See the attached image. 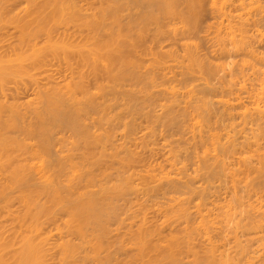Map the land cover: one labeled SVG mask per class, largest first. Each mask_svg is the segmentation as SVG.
<instances>
[{"label": "bare ground", "instance_id": "bare-ground-1", "mask_svg": "<svg viewBox=\"0 0 264 264\" xmlns=\"http://www.w3.org/2000/svg\"><path fill=\"white\" fill-rule=\"evenodd\" d=\"M182 1L184 11L181 5L176 6L179 0H0V45L12 35L5 41L7 44L0 46V264L262 263L259 257L264 252V51L258 52L254 43L264 39L262 25L260 29V24H264V0L209 1V10L217 12L216 17L221 16L216 23L220 26L214 25L215 29L219 33L221 27L226 28L229 34L226 40L224 32L227 44L219 43L223 36L213 42V46L217 44L216 49L212 47L215 54L227 55L232 50L247 54V59L241 57L244 59L239 64H229L233 67L222 65L227 70L224 68L226 72L221 74L220 64L215 69L198 58L200 55L196 56L197 40H193L194 45L190 40L191 34H197L199 21L206 12L205 0ZM171 5L182 11H174ZM129 7L133 14H121ZM161 10L168 11L166 17ZM70 25L75 27L76 36L81 34L80 42L76 41L79 37L61 33ZM6 28L13 30H9L11 35ZM165 32L173 42L180 41L181 53L160 46V38L168 40ZM258 34L261 37L257 40ZM146 36L154 46L159 42L157 47L163 50L154 51L149 43L152 47L147 46L146 52L150 51L148 55L152 57L145 56L149 65L141 70L139 48L146 46ZM50 60L59 62L64 66L57 64L59 68L68 74L59 85L44 73ZM169 61H173L170 67H177L178 71L168 70ZM193 78L199 83L185 81L179 86L180 81ZM210 78L217 81L213 83ZM89 79H97L93 88L87 86ZM127 79L130 91L126 87V93L123 91L122 98H118L115 91L122 89L120 82ZM105 80L108 84L103 83ZM21 82L34 85L32 96L22 101L25 109L18 106V101L17 104L15 100L3 99L8 84L20 89ZM196 84L220 94L210 102ZM156 85L159 88L155 89ZM151 87L162 94V100L152 93ZM135 94L137 97H133ZM212 102L220 109L213 107ZM156 103L163 113L155 114L153 108L145 110L147 113L141 110L140 106ZM181 103L185 108L193 104L188 107L193 109L192 117L189 116L191 133L185 125L191 134L189 139L185 138L187 129H182L184 123L179 120L189 112L183 108L179 117L173 111L183 107ZM111 105L116 107L115 111ZM143 114L153 124L146 125L147 130L142 128L145 131L137 136L135 118L144 117ZM215 115L219 120H239L224 125L218 120L223 126L220 128ZM212 116L215 122H211L220 131L214 126L207 128L213 124ZM91 117L100 122L97 133L82 126ZM163 123L169 127L161 138L162 149L166 147L165 154L162 152L166 155L165 163L158 161L152 166L148 162L146 166L141 157L137 158L141 156L140 148L148 152L156 147L150 148L155 144L150 141L157 136L156 125ZM62 127L70 129L67 138L60 133ZM115 128L118 132L122 129L117 145L110 141ZM180 130L184 133L178 135ZM55 143L63 146V155L50 164L49 151ZM75 149L79 158L74 155ZM188 157L196 159L191 172L186 173ZM110 162L117 167H108ZM135 163L144 167L134 168ZM131 194L138 198L134 203V199L127 197ZM148 209L158 214V221H150ZM110 220L116 224L112 229ZM114 229L121 233L112 237ZM220 230L225 231L223 237ZM197 234L204 239V246L197 245ZM252 241L257 244L255 249L249 247Z\"/></svg>", "mask_w": 264, "mask_h": 264}, {"label": "rangeland", "instance_id": "rangeland-1", "mask_svg": "<svg viewBox=\"0 0 264 264\" xmlns=\"http://www.w3.org/2000/svg\"><path fill=\"white\" fill-rule=\"evenodd\" d=\"M180 1H182V0H179V5H176V6L179 7V6L181 5L180 7L183 9V8H184V4L182 5V2H183V1H182V2H180ZM209 1H210V0H205V1H204V2L206 3V4H205L206 6H204V8L206 7V12H205V9H204L205 14H204V13H203V14H204L205 16H204V15H203V16L201 15L204 19L201 18V21H199V22L202 23V25H201V23H199L200 26L198 27V30L196 31L197 34H194V33L191 34L192 36L190 35V36H191V37H190V38H191L190 40L192 41V44H193V40H194V42H196L195 40H197L198 48H196V52H197L198 54H197L196 56H199V55H200V57H198V58H200V59L203 58V59L206 61V65H208V66H209V64H210V66H211V65H212V66L214 65L213 68H214L216 65L218 66V64H220L221 66L219 65L220 67L218 66V68H221V67H222V70L220 69V71H219V69H218V74H221V71H224V70L226 69V68H225L226 64H228V65L231 64V65H232V64H233L232 62H234V63L237 62V63L239 64V63H240V62H239L240 59H244V58L247 59V54H246L245 52H243V50H242V51L239 50L241 53L238 51V54H237V51H236V52H233V50H232V52H231L232 54H231V53H230V54H227V55H224V54H223L222 56H221V55L217 56L218 54H217V55L215 54V52H214V48L216 49L215 46H217V44H216L217 42L214 43V44H216V45H214V46H213V42L217 41L219 38L222 39V36H223V40H221V41L219 40V43H221V42H223V43L226 42V43H224V44H227L228 41H225V40H224V37H225V34H226V33H224V32H227V31H226V28L223 29V28L221 27L220 29H221V30L223 29V31L220 30V32L218 33V31H217L218 29H215L216 26H217L218 28H219V26H220V25L218 26L216 23H219V22H220L221 16H220V18H219V17H216L217 12L213 13V11L211 12V10H209V6H210V5H209V4H210ZM220 1H221V0H219V1L217 0V2H220ZM217 2H216V4L218 5ZM81 3H82V5H83L84 2H81ZM171 4H172V2H171ZM203 4H204V3H203ZM219 4H220V3H219ZM161 5H162V4H161ZM161 5H160V6H161ZM217 5H216V6H217ZM83 6H86V3H84ZM126 6H127V5H126ZM128 6H129V5H128ZM128 6H127V7H128ZM165 6H166V5H165ZM176 6H175V7H176ZM163 7H164V5H163ZM171 7H172V5H171ZM178 7H177V9H178ZM218 7H219V5H218ZM16 8H18V6H17ZM129 8H130V9H129ZM129 8H126L127 11H126L125 8H124L121 14H124V15H127L128 13H129L130 15L133 14V13H134V10H133L131 7H129ZM158 8H159V7H158ZM161 8H162V7H161ZM165 8H166V7H165ZM167 8H168V7H167ZM167 8H166V9H167ZM172 8H174V7H172ZM163 9H164V8H163ZM166 9H165V10H166ZM177 9L174 8V11H175V10L178 11L180 8H179L178 10H177ZM182 9H180V10L182 11ZM210 9H212V8H210ZM165 10H163V11H165ZM167 10H168V9H167ZM85 11H86V12L88 11L86 14L89 13V10H85ZM85 11H84V10H81V12H85ZM159 11H160V10H159ZM163 11L161 10V13H162ZM172 11H173V9H172ZM174 11H173V12H174ZM183 11H184V9H183ZM263 11H264V10H263ZM81 12H80L79 14H81ZM124 12H125L126 14H125ZM167 12H168V11H167ZM167 12H165V13H167ZM173 12H171V15H172ZM159 13H160V12H159ZM163 13H164V12H163ZM165 13H164V14H161V15H165ZM174 13H175V12H174ZM129 14H128V15H129ZM81 15H82V14H81ZM169 16H170V15H169ZM172 16H174V15H172ZM217 16H218V15H217ZM165 17H166V15H165ZM167 17H168V16H167ZM123 18H124V16H123ZM169 18H171V17H169ZM125 19H126V18H125ZM167 19H168V18H167ZM171 20H172V19H171ZM212 21H213V22H212ZM211 22H212V23L215 22V23L212 25ZM223 22H224V21H223ZM225 22H226V21H225ZM225 22H224V23H225ZM224 23H223V25H224ZM207 24L212 25V27L209 26L210 28H208V27H207ZM214 25H216V26H214ZM261 25H262V27H263V28H262V33H263V32H264V31H263V30H264V24H260V29H261ZM240 26H241V25H240ZM200 27H201V28H200ZM206 27H207V28H206ZM217 27H216V28H217ZM250 27H251V26H250ZM250 27H249V28H250ZM8 28H9V27H8ZM8 28H6V29L8 30L7 32L10 34V31H11L12 29H11V28L8 29ZM74 28H75V27H73V26H71V25L68 26V27H64L63 30H61V33L69 34V35H71L73 38L81 36V34H79V33H78L79 36H78V34H77V36L75 35L76 32H74V31H76V29H74ZM162 28H164V27H162ZM6 29H5V30H6ZM165 29H166V28H165ZM165 29H163V30H165ZM250 29H253V28H250ZM9 30H10V31H9ZM163 30H162V31H163ZM199 30H200V31H199ZM214 30H215V31H214ZM227 30H228V29H227ZM12 31H13V30H12ZM62 31H63V32H62ZM166 31H167V30H166ZM213 31H214L215 33H214ZM216 31H217L218 35H217ZM250 31H251L252 33L255 32L254 29H253V30H250ZM7 32H5V34H6ZM77 32H78V30H77ZM149 32H150V31H149ZM57 33H59V31H58ZM73 33H74V34H73ZM165 33H166V32H165ZM165 33H164V35H165V36H168V40H167V38H164V37L160 38V41H159V42L161 43L160 46H163V47H165L166 49H168L167 47H171V48L169 49V52H170L173 48H175V49H176V52L178 51L179 53H181L182 51L180 50V49H181V48H180V45H178V43H180V41H179V42L176 41V43L173 42L172 38H171L167 33H166V34H165ZM236 33H238V32H236ZM148 34H149V33H148ZM150 34H151V33H150ZM150 34H149V36H150ZM249 34H250V33H249ZM253 34H255V33H253ZM10 35H11V34H10ZM214 35H216L217 39H216V37L213 38ZM74 36H75V37H74ZM228 36H229V34H228V32H227L225 39H226ZM259 36L261 37V35H259V34H258V36H255V39H256L257 37L259 38ZM10 37H12V35H11ZM10 37H8L7 39L5 38V41L8 40ZM40 37H41V38H39V39L42 40V36H40ZM146 37L148 38V41H147V38H145V42L147 41L146 43H144V44H146V46H143V47H145V49H144L143 47H141V48L144 49V50H142L141 48H139V53H140L139 56H140V58H141V62L143 61V62H144V65H145V66H142V65H143V62H142V63L139 62V63L141 64V67H142L141 70H142L144 67H146V66L149 65V63H147V62H149V60H147L146 57H149L148 53H149L150 51H149V52H148V51L146 52V49H147L146 47H147V46H150L151 44L153 45V43H151L149 37H148V36H146ZM192 37H193L194 39H193ZM80 38H81V37L77 38L76 41H77V42H80ZM163 38H164L165 40H162ZM253 38H254V37H253ZM253 38H252V39H253ZM258 38H257V40H258ZM263 38H264V37H263ZM39 39H38V40H39ZM78 39H79V40H78ZM170 39H171L172 41H171ZM212 39H214V40L212 41ZM227 39H228V38H227ZM227 39H226V40H227ZM250 39H251V38H250ZM263 40H264V39H262V38H260L258 41L255 40L254 45L257 46V47H254V48H255L257 51H258V50H260V52H263V51H264V48H263V47H264V41H263ZM5 41H4V43L7 44L8 41H7V43H6ZM9 41L11 42L12 39L9 40ZM76 41H75V42H76ZM210 41H211V42H210ZM250 41H251V40H250ZM159 42L156 44V46L153 45L152 50L155 51V49L158 48L157 45L160 44ZM251 42H252V44H253V41H251ZM0 43H1V42H0ZM149 43H151V44L149 45ZM210 43H212V46H211ZM5 44H3V42H2L1 45H5ZM147 44H148V45H147ZM197 44H196V45H197ZM1 45H0V46H1ZM152 45H151L150 47H152ZM193 45H194V44H193ZM193 45L191 46V49H193V51H194L195 49L193 48ZM196 45H195V47H196ZM254 45H253V46H254ZM6 46H7V45H6ZM160 46H159V48H160L161 50H163V49H162L163 47H160ZM189 46H190V44H189ZM208 46H209V47H208ZM154 47H156V48H154ZM212 47H214V48H212ZM2 48H3V47H2ZM2 48H0V49L2 50ZM5 48H6V47H5ZM5 48H4V49H5ZM159 48H158V51L160 50ZM4 49H3V50H4ZM166 49H164V50H166ZM175 49H174V50H175ZM211 49H213V50H211ZM140 50H141V51H140ZM161 50H160V51H161ZM174 50H172V51L174 52ZM142 51H143V53H142ZM156 51H157V50H156ZM152 52H153V51H152ZM211 52H212L213 54H212ZM258 52H259V51H258ZM141 53H142V54H145V55H142ZM155 53H158V52H155ZM159 53H161V52H159ZM174 53H175V52H174ZM179 53H176V54H178V55L180 56L181 54H179ZM243 53H244V54H243ZM263 53H264V52H263ZM182 54H183V53H182ZM195 54H196V53H195ZM214 54H215V55H214ZM239 54H240V56H239ZM159 55H160V54H158V56H159ZM161 55H162V54H161ZM228 55H229V56H228ZM145 56H146V57H145ZM179 56H178V57H179ZM214 56H215V57H214ZM227 56H228V57H227ZM144 57H145V58H144ZM151 57H152V56H151ZM151 57H149L148 59H150ZM180 57H181V56H180ZM180 57H179V59H180ZM213 57H214V58H213ZM241 57H244V58H241ZM140 58L138 59L139 61H140ZM142 58H144L145 61L142 60ZM162 58H165L164 55H162ZM203 59H202V60H203ZM146 60H147V62H146ZM50 61H51V60H50ZM50 61H49L50 64H49V63H46V66H45V68H44V69H45V72H44V73L49 75V78H50V80H51L52 83H54V84H58V85H59V84H61L62 82H64V80H63L64 78H68V76H67L68 74L65 75V73H66V72H64L65 69L62 70V68H64V66L59 65V64H60L59 62H58L57 64H58L60 67H62V68H59V66H58L57 64L54 63V62H56V61H53V60H52L51 62H50ZM205 61H204V63H205ZM229 61H231V63H227V62H229ZM46 62H47V60H46ZM169 62H170V61H169ZM221 62H222V64H221ZM225 62H226V63H225ZM51 63H52L53 66L51 65ZM145 63H146V64H145ZM212 63H213V64H212ZM48 64H49V66H48ZM61 64H62V63H61ZM147 64H148V65H147ZM263 64H264V63H263ZM54 65H55V66H54ZM170 65H171V66L173 65V61L170 62V63L168 64V67H169L168 70L170 69L171 71H173V70L178 71V70H177V67H173V68H171ZM222 65H225V66L223 67ZM57 66H58V68H57ZM212 66H211V67H212ZM263 66H264V65H263ZM54 67H55V70H54ZM228 67H233V66H230V65H229ZM228 67H227V68H228ZM216 68H217V67H215V69H216ZM224 68H225V69H224ZM165 70L167 71V73H169L168 70H167V68H165ZM165 70H164V71H165ZM226 70H227V69H226ZM226 70H225V72H226ZM65 71H66V70H65ZM39 73H40V72H39ZM62 73H64V74H62ZM223 73H224V72H223ZM40 74H41V73H40ZM45 74H44V75H45ZM42 75H43V72H42ZM42 75H41V82L43 81L42 78H44V75H43V76H42ZM63 75H64V76H63ZM168 75H169V74H168ZM65 76H67V77H65ZM37 77H38V76H37ZM62 78H63V79H62ZM211 78H212V77H211ZM211 78H210V79H211ZM39 79H40V76H39ZM191 79H192V78H191ZM65 80H66V79H65ZM159 80H160V79H159ZM194 80H195V79L193 78V80H184V81H180V82H179V86L182 87V85L185 84V83H184L185 81H186V82L191 81V82H190L191 84H192L193 82H194V83H199V81H198L197 79H196L197 81H194ZM211 80L213 81V79H211ZM211 80H210V81H211ZM44 81H45V80H44ZM44 81H43V82H44ZM96 81H97V79H96V80H94V79H89V81L87 82V83H88L87 86L90 87V86L92 85L91 88H93V85H94V83H95ZM103 81H104V80H103ZM122 81H124V82H123L124 84L120 82V84L123 85V86L120 85V87H122L123 90L120 88V90H121V91H120V90H119V87H118V89L116 88L117 90L115 91V92H117L118 95H119L118 98H119V97L122 98V96H120V95H123L122 92H123L124 90H127L126 87H127V88L129 87V86L126 85L127 82H128V79H127V81H125V80H122ZM129 81H130V80H129ZM192 81H193V82H192ZM214 81L216 82L217 80H214ZM214 81H213V83H214ZM106 82H107V81L105 80V82H103V83H106ZM166 82H168V81H166ZM24 83H25V82H21V85H22V87H24V88H22V87H21L20 89L17 88L18 91H17V89H14V87H13V88L11 87V86H15V84H14V85H11L12 83H11V84H8V86H10L11 89H10V87H9V89H8V87H7V89H5V91H6V96L4 95L3 99H4V100H5V99L8 100L7 102H10V101L15 100L14 102L17 103V101H18V103H19V104L17 103L18 106H21L22 108L25 109V107L22 106V105H23L22 103H24V102H22V101L26 100L27 98L29 99V98L32 96V92H33V91H31V89H32V87H33L34 85L31 86V85H32L31 83H28V84L25 85ZM26 83H27V82H26ZM90 83H91V84H90ZM92 83H93V84H92ZM180 83H181V85H180ZM18 84L20 85V83H18ZM89 84H90V85H89ZM106 84H108V82H107ZM128 84H129V83H128ZM16 85H17V84H16ZM23 85H24V86H23ZM209 85H210V84H209ZM196 86H198V84H196ZM18 87H20V86H18ZM149 87H150V86H149ZM155 87H156V88H155ZM155 87H154L155 89L159 88V86H157V85H156ZM203 87H204V86H203ZM203 87L199 85V86L196 87V88H198L199 90H200V88H201V90H202L205 94H207V98H208L207 100H209L210 102L213 101V99H215V98H216L217 96H219V94H220L219 92H216V90H210V89H207L206 87H205V88H203ZM15 88H16V87H15ZM129 88H130V87H129ZM129 88H128V89H129ZM151 88H152V87H151ZM154 88H152V90H153ZM196 88H195V89H196ZM202 88H203L205 91H204ZM12 89H14V90H12ZM149 89H150V88H148V90H149ZM8 90H9L11 93H10ZM11 90H12V91H11ZM107 90H108V91H112L111 89L109 90V88H107ZM114 90H115V89H114ZM114 90H113V91H114ZM152 90H150V91H152ZM15 91L18 92V95H17V93H16ZM129 91H130V89H129ZM153 91H154V92H152V93H156V95H157V96H156V95H154V96H156V97H158V98L161 97L160 99L162 100V97H163L162 94L160 95V92L157 93L158 91H157V92H155V90H153ZM12 92H13V93H12ZM124 92H125V91H124ZM127 92H128V91H127ZM211 92L214 94V96H213V94H211ZM233 92H236V91L234 90ZM4 93H5V92H4ZM110 93L112 94V92H110ZM117 93H116V94H117ZM119 93H120V94H119ZM125 93H126V92H125ZM125 93H124V94H125ZM215 93H216V94H215ZM30 94H31V95H30ZM127 94H130V93H127ZM133 94H134V93H133ZM222 94H223V93H222ZM1 95H2V94H1ZM1 95H0V96H1ZM113 95L115 96L114 92H113ZM154 96H152V97H153V98H156V97H154ZM180 96L182 97V95H180ZM180 96H179V98H180ZM208 96H209V97H208ZM223 96H224V94H223ZM133 97H137V94H135V96H133ZM1 98H2V97H1ZM182 98H184V99L186 100V97L183 96ZM182 98H180V99H181V100H184V99H182ZM28 99H27V100H28ZM181 100H180V101L178 100V101H179V102H182ZM214 101H215V100H214ZM20 102H21V103H20ZM161 102H162V101H161ZM112 103H113V102H112ZM183 103H184V102H183ZM183 103H181V106H183V107H180L181 109L178 107V108H175V109L173 110V111L177 112L178 115L181 113V111L184 110L183 108H185L184 105H183ZM213 103H214V102H212V104H213ZM20 104H21V105H20ZM114 105H115V103H114ZM133 105H134V104H132L130 107H132ZM158 105H159V104L156 103L155 106L151 105L152 107H151V106H150V107H146L147 105L144 106L143 108H142V106H140V107H141V110H142V111H143V109H144V112H145V110H148V109H149L148 111H152V108H153V109H154L153 112H156L155 114H158V113L160 114V112H162V111H161V108H159L160 105H159V107H158ZM185 105H186V104H185ZM190 105H192V106H186V107H187V108H188V107H190V108L193 107V104H192V103H191ZM111 106H112V105H111ZM214 106H216L217 109H220V107H221V106L218 107V105H217V104L215 105V103L213 104V107H214ZM112 107H113V106H112ZM210 107L212 108V105H210ZM113 108H115V109H114V110L112 109V110L115 111V110H116V107H113ZM120 108H121V107H120ZM135 108H136V107H135ZM145 108H146V109H145ZM187 108H185V110H187V111L189 112V114L186 113V112H185V113L182 112V113H184L185 116L183 117V114H182L181 117H183L184 119L187 118V117H188V118L185 119L184 121H182L183 118H182V120H181V118H180V119L178 118V119L181 121V123H182V122L184 123V125L181 126L182 129L185 127L184 130L186 131L187 128H190V133H191V127H189V125H191V123H192V119H190V117H192V112H193L192 110H193V109H190V108L187 109ZM20 109H21V108H20ZM124 109H126V108H124ZM128 109H129V107H128ZM128 109H127V110H128ZM132 109H134V108H132ZM178 109H180V111H179ZM217 109L215 110V109L212 108L213 111H216L215 114L217 113V115H218L219 113L217 112V111H218ZM86 110H87V109H86ZM91 110H92V109H88V111H91ZM120 110H121V109H120ZM134 110L136 111V110H138V109L136 108V109H134ZM141 110H139V111L141 112ZM21 111H23V109H21ZM121 111H124V110H121ZM121 111H120V112H121ZM130 111H131V110H130ZM132 111H133V110H132ZM24 112H26V111L24 110ZM124 112H126V111H124ZM127 112H128V111H127ZM164 112H165V110H164ZM26 113L28 114L29 111H27ZM113 113H114V112H112L111 114H113ZM122 113H123V112H122ZM122 113H121V114H122ZM142 113H143V112H141V115H142ZM145 113H147V112H145ZM145 113H144V114H145ZM162 113H163V112H162ZM194 113H195V112H194ZM124 114H125V113H124ZM126 114H127V113H126ZM144 114H143L144 117H142V116H137V117L135 118V119H136V123L132 122V121H135V119H132V121H131L132 123L135 124V128H136V130H134V132L136 131L135 133H137V134H136L137 136H139V135L141 136V134H142L145 130H147V129H146V128H147L146 125H150V124H151V126H152V124H153L152 122H151V123H149V121L147 122V120H149L148 117H147V120H145V118H146L145 115H146V114H145V115H144ZM190 114H191V115H190ZM122 115H123V114H122ZM122 115H121V116H122ZM128 115H129V113H128ZM128 115H127L126 117H128ZM136 115H137V114H136ZM138 115H139V114H138ZM187 115H188V116H187ZM193 115H194V114H193ZM213 115H214V114H213ZM26 116H27V115H26ZM123 116H124V115H123ZM123 116H122V117H123ZM130 116H131V115H130ZM189 116H190V117H189ZM215 116H216V115H215ZM215 116H212V117H211L210 122H211V120L214 119L213 117H215ZM218 116H219V115H218ZM218 116L215 117V119H214L215 121H218V120H219V119L217 118ZM27 117H28V116H27ZM27 117H25V118H27ZM139 117H140V118H139ZM179 117H180V115H179ZM91 118H92V117H91ZM129 118H130V117H129ZM131 118H132V117H131ZM219 118H221V117H219ZM89 119H90V118H89ZM89 119H88V122H89V123L86 121L87 119H85L84 122H85L86 126H85L84 124H83L82 126H83L85 129H87L90 133H92V132L97 133V132H98V131H97V128L99 127L98 124H99L100 122L97 121V120H95V119H93V118L91 119L92 121L89 120ZM138 119H139V120H138ZM178 119H177V120H178ZM222 119H223V118H222ZM126 120H128V119L126 118ZM137 120H138V121H137ZM177 120H176V121H177ZM189 120H190V122H189ZM214 120H213V121H214ZM220 120H221V119H220ZM220 120H219V121H220ZM238 120H239L238 118H234V119H232V120H230V119L228 120V119H226V118L224 117V119L221 120L220 122H222V124L224 125V124H227V123H229V122L236 123ZM180 121H178L177 123H179ZM215 121H214V122H215ZM219 121H218V122H215V123H220ZM90 122H92V123H90ZM114 122H115V119L113 120V123H114ZM131 122H130V123H131ZM186 122H187V123H186ZM214 122H211V123H213V124H211V126H209V124H208V127H207V128H209V127L212 128V127L214 126L213 128H214L215 130H219V131H220V129L217 128V126H216L217 124L215 125ZM87 123H88V125H87ZM115 123H116V122H115ZM138 123H140V124H138ZM145 123H146V124H145ZM147 123H148V124H147ZM181 123H180V125H181ZM183 123H182V124H183ZM188 123H189V124H188ZM134 124H133V125H134ZM186 124H187V128H186V126H185ZM220 124H221V123H220ZM222 124H221L220 126H222ZM115 125H116V124H115ZM136 125H137V126H136ZM158 125H159V124H158ZM161 125H163V126H160V127H159V126L156 125V127H155L156 129L154 128V129L156 130V132H157V133H156L157 136H156L155 139H154L155 142H154V140H153V141H152V140L150 141L151 143H152V142L155 143V144L152 143L153 145L150 143V144L152 145V146H150V148H151V147L153 148V147L156 146L155 148H157V149H155V148L152 149L153 152L150 153L151 157H150V155H148L147 153H149V152L152 151V150H149L148 152H146L145 149H144L145 151H143V149L140 148V147H138V145H137V147L140 148V150H142L141 153L139 152V153L141 154V156H138L137 158L141 157V158H139V159H140L141 163L144 162V165H146L148 162H149L148 164H150V165H152V164L155 165V163L158 164V161H159V164L165 163V162L163 161V158L166 156V155L164 156V154H165L164 152H166V151H164V150L166 149V147H165V148L163 147L164 149H162V146H163V144H164V143H163L164 141L162 142V139H161V138H162V135H163V134H166V133H165V132H166V131H165L166 127H167V128H169V127H168V126H165L164 123L161 124ZM178 125H179V124H178ZM178 125L176 124L177 128H178ZM174 126H175V125H174ZM174 126L171 127V128H174ZM176 126H175V127H176ZM183 126H184V127H183ZM215 126H216V127H215ZM218 126H219V124H218ZM263 126H264V123H263ZM133 127H134V126H133ZM144 127H146V128H144ZM148 127H150V126H148ZM68 128H69V127H68ZM88 128H89V129H88ZM142 128H144L145 130L142 129ZM177 128H176V129H177ZM211 128H210V129H211ZM213 128H212V129H213ZM216 128H217V129H216ZM220 128H223V126L220 127ZM61 129H62L63 131L60 132V131H61V130H60L59 132L61 133L62 136H64V137L67 138V134L70 133V131H69L70 129H67V128L65 129V127H62ZM120 129H121V128H119V130H120ZM158 129H160V130L158 131ZM174 129H175V128H174ZM174 129H172V130H173L172 132H174ZM179 129H180V127H179ZM179 129L175 130V133H176V134H177L176 131H178ZM121 130H122V129H121ZM121 130H120L119 132H118V129H116V128L113 130V131H114V132H113V135H114V136L111 137V140H110V141H111L112 143H114V145L119 144L120 141H121L120 139H122L121 136H118V134L120 135ZM142 130H143V132H142ZM167 130H168V129H167ZM184 130H183V131L180 130V131H179L180 133H178V135L181 134V132L184 133ZM68 131H69V132H68ZM116 131H117V132H116ZM169 131H171V130H169ZM188 132H189V130L187 129V131L185 132V136L187 135L186 133H188ZM221 132H222V130H221ZM57 133H58V132H57ZM183 133H182V134H183ZM190 133H188V136H189V137H188V136L185 137L184 135H182V136L185 137V138H188V139H189V138H190V135H191ZM55 135H56V134H55ZM57 135H58V134H57ZM59 136H60V135H59ZM55 137L57 138V136H55ZM60 137H61V136H60ZM64 137H63V138H64ZM115 137H116L117 139H116ZM151 137H152V136H151ZM153 137H154V135H153ZM177 137H178V136H177ZM56 138H55V139H56ZM64 139H65V138H64ZM152 139H153V138H152ZM156 139H157V140H156ZM149 140H150V139H149ZM190 140H191V139H190ZM190 140H189V142L192 143V141H190ZM117 141H118V142H117ZM108 142H109V141H107V144H108ZM115 143H116V144H115ZM109 144H110V143H109ZM55 145H56V143H55ZM55 145H53V147H52L51 150L49 151V152L51 153V154H50V157H49V153H48V157H49V158H48V159H49L48 162H50V160L52 159L50 164H53V163H54V162H52V161H54V160L56 161V159H55L56 157H57V159H58V157H59V160H61V156L63 155V153H62V151H61V150L64 149L63 146L60 145L59 143H57V145H56V146L58 147V148H57ZM58 145H59V146H58ZM161 145H162V146H161ZM160 146H161V147H160ZM55 148H56V149H55ZM132 148H133V145H132ZM132 148H131V149H132ZM138 148L136 149V147H135V149H136L135 151H137ZM58 150H59V151H58ZM133 150H134V149H133ZM147 150H148V149H147ZM155 150H156V151H155ZM157 150H158V151H157ZM75 151H76V149L74 150V152H75ZM138 151H139V150H138ZM138 151H137V152H138ZM163 151H164V152H163ZM76 152H78L77 154H78V156H79V151L77 150ZM76 152L74 153V155L76 154ZM143 152H144V153L146 152V153H145V158H143V157H144V156L142 155ZM154 152L156 153V155H155ZM162 152H163L164 154H163ZM60 153H61V154H60ZM144 153H143V154H144ZM152 153H154V154L152 155ZM77 154H76V156H77ZM162 154H163V155H162ZM74 155H73V156H74ZM137 155H138V154H137ZM78 156H77V157H78ZM74 158H76V157L74 156ZM74 158H73V159H74ZM78 158H79V157H78ZM78 158H77V159H78ZM142 158H143V159H142ZM165 158H166V157H165ZM77 159H75V160H77ZM187 159H188V160H187ZM187 159H186V160H187L188 162L186 161L187 163H185V164H187V166H188L189 168L187 167V168H186L187 171H186V170H185V171H186V173H189V172H191V170H189V169H191L192 167H194V165H192V163L194 164L196 158L193 159L192 157H191V158L188 157ZM190 159H192V160H194V161H192V160H190ZM142 160H143V162H142ZM152 160H153V161H152ZM154 160H155L156 162H155ZM164 160H165V159H164ZM160 161H161V163H160ZM138 162H139V161H138ZM145 162H146V163H145ZM151 162H152V163H151ZM110 163H111V162H110ZM110 163H108V165H107L108 167L111 166V165H112V166H113V165L116 166V164H114V163H113V164H112V163L110 164ZM141 163H137V164L135 163L136 166L134 165V168H135V167H137L138 169H139V168H140V169L143 168L144 165H143V167H139V166H142ZM137 165H138V166H137ZM154 165H152V166H154ZM146 166H147V165H146ZM116 167H117V166H116ZM155 167H157V166H155ZM112 168H113V167H112ZM188 170H189V171H188ZM185 171H184V172H185ZM184 174H185V173H184ZM195 183L197 184V182H195ZM255 184H256V183H255ZM256 185L258 186V184H256ZM257 186H256V187H257ZM133 196H134V195L131 194V195H128L127 197L131 200V199H134ZM127 197H126V199H127ZM137 199H138V198H137ZM137 199L135 198L134 200H131L132 203H134V201L137 200ZM127 200H128V199H127ZM128 201H129V200H128ZM131 201H129V202H131ZM129 202H128V203H129ZM190 205H192V204L190 203ZM120 208L123 209L124 207L121 206ZM122 209H121V210L119 209L118 211H119V212H123L124 210L122 211ZM132 209H133V208H132ZM148 210H149L150 212H148L149 214H147V216L149 217L150 221H158V217H159L158 214H157L156 212H153L154 210H152V211H151V209H148ZM148 210H147V211H148ZM152 212H153V213H152ZM155 214H157L158 217H157ZM122 215L124 216L123 213L120 214L121 217H123ZM248 217H250V216H248ZM251 217H252V216H251ZM112 221H115V220H112ZM110 223H112V224H110L111 229L114 228V227L116 226V224L113 225V222H111V220H110ZM114 223H115V222H114ZM47 226H48V225H47ZM47 226H46V227H47ZM48 228L50 229V225L47 227V229H48ZM167 230H168V229L166 228L164 233H166ZM111 231H112V230H111ZM121 231H122V230H121ZM220 231H221V233H220ZM220 231H219L220 237H223V236L225 235V231H224V230H220ZM263 231H264V230H263ZM116 232H117V231H116L115 229L112 231V234H113L112 237L115 236V233H116ZM120 233H121V232L119 231V232L116 233V234H120ZM261 233H262V232H261ZM263 233H264V232H263ZM263 233H262V234H263ZM197 235H199V236H197V237L200 238V239H198V240H199V243L197 242V245L200 244L199 246H204L203 243H202V240H203V242H204V239L201 238V236H200L201 234H197ZM120 236H122V235H120ZM263 236H264V234H263ZM195 237H196V236H195ZM249 237H250V236L248 235V239H249ZM253 237H254V236H253ZM253 237H251V239H254ZM203 238H204V237H203ZM251 239H250V240H251ZM262 239H263V241H264V237H263ZM195 240L197 241V239H195ZM195 240H194V241H195ZM224 240H225V237H224ZM224 240H223V242H225ZM250 240H249V241H250ZM253 241H254V240H253ZM253 241H252V242H253ZM200 242H201V243H200ZM252 242H249V247L252 245V246H251V249H253L254 247H257L256 242H255V243H254V242L252 243ZM250 243H251V244H250ZM201 244H202V245H201ZM194 245H195V244H194ZM197 245H195V246H197ZM199 246H198V247H199ZM202 248H203V247H202ZM197 249H198V248H197ZM199 249H200V247H199ZM254 249H255V248H254ZM199 251H200V250H199ZM261 252H262V254H261L262 256L259 257V258H260L259 261L262 262L261 264H264V252H263V251H261ZM261 252H260V253H261ZM121 257H124V256L121 255ZM255 264H256V263H255Z\"/></svg>", "mask_w": 264, "mask_h": 264}]
</instances>
